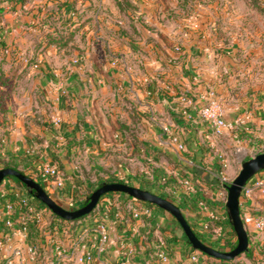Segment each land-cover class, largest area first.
I'll use <instances>...</instances> for the list:
<instances>
[{"label":"crops","instance_id":"crops-1","mask_svg":"<svg viewBox=\"0 0 264 264\" xmlns=\"http://www.w3.org/2000/svg\"><path fill=\"white\" fill-rule=\"evenodd\" d=\"M223 1L0 0V168L10 165L35 177L45 163L57 164L62 188L37 180L56 201L65 199L70 206L85 198L77 193L90 183L84 167L76 170L72 155L111 145L125 148L131 161L125 176L132 184L143 180L139 170L154 179V170L142 166L146 159L153 167L168 166L177 179L185 175L222 184L216 168L227 155L220 141L233 131L216 134L200 115L197 95L215 90L225 118L238 122L229 140L255 154L264 150V34L245 26L241 15L226 16ZM68 28L77 32L67 46L45 43L48 34ZM184 94L191 103L181 101ZM115 133L121 136L116 142L101 139ZM153 181L146 183L155 186ZM175 183L170 181L166 194L186 206L183 188ZM17 192L41 206L22 183L6 178L0 185V222ZM139 201L106 194L95 213L78 221L44 213L50 226L42 230L37 224L30 231V240L40 247L35 264H120L127 240L137 248L131 264H151L152 253L160 249L170 254L169 264H184L192 249L172 233L170 214ZM140 203L151 206V218H133L130 207ZM102 212L110 217L111 243L101 252L93 222ZM116 213L121 219L114 222ZM249 238L252 258H240L264 264V233L250 231ZM24 245L23 237L14 235L0 249V264ZM86 251L94 261L78 260ZM214 261L207 262L219 264Z\"/></svg>","mask_w":264,"mask_h":264},{"label":"rangeland","instance_id":"rangeland-1","mask_svg":"<svg viewBox=\"0 0 264 264\" xmlns=\"http://www.w3.org/2000/svg\"><path fill=\"white\" fill-rule=\"evenodd\" d=\"M243 1L244 0H224L223 2H227L226 4H228V6L223 8V13H225L226 16L228 15V17L241 15V19L244 22L243 24L245 26L249 27V25H251V30L262 32L264 34V0H247V2L249 1V6ZM262 5L263 7H259ZM187 9L184 10L185 13L187 12ZM233 132L231 134L227 133L226 138L223 139V141H220L222 148L226 152L227 161L226 163L222 162L220 166L216 168L219 173L226 175V177L228 178V182L223 187L221 186L222 184L220 183L219 179L218 182H207L205 180H200V182L194 181L196 187L194 196H190L184 190L183 192H180L182 196L181 198L186 202V206L182 205V202H180V200L178 202V199L174 198V195L172 193L166 194V192L170 191L169 184L171 180H174L176 182L175 184L180 187V189H182L180 180L183 179L185 175H183V177L180 176V178L177 179L173 171L168 166L163 165L166 167L162 169L161 167H153V165L148 164V159H146L142 162V166L143 168L154 170V179H148L147 177L149 176V174H147L144 170H139V173L142 172L144 178H142L143 180L141 181V183L132 184L130 177L125 176V171L128 166H131V161H127V159H125V148L121 149L117 145H111L107 149H95V153L93 154L82 151L79 152L78 158L75 157L76 155H72V159L76 163L74 165L77 166L76 170H79L80 172L85 171V178L87 181H90L88 187H86L85 189H79L77 197L79 198L85 196L84 199H86V196L90 192L96 190V188L100 187L99 184L102 182L111 183L122 181L123 183H127L129 185L137 186L149 191L151 190L179 205L187 220L192 225L193 229L196 231V233H198L200 238H203L206 241V244L210 246L212 245L217 249H219L220 247L224 248V246L225 248H227V242L229 240L235 242L231 225L226 220L211 219L205 211H214L217 214L221 213L223 216L227 214L225 212V209L222 208L223 206H226L228 197L227 186L230 185L231 182L240 173L243 163L256 155L255 150L251 151L243 147H239V145H236L233 140H229L233 137ZM101 139H104L108 143L110 141L116 142L115 139L120 140L121 136L115 133L111 136L106 135L104 137H101ZM80 166L84 167L83 171ZM158 169H160L161 171L158 172ZM163 178H165V181H163ZM152 180L157 181H153L155 182V186L146 183L147 181L152 182ZM208 185L214 186L209 187ZM197 192H199V194ZM64 200L57 198V201L60 205L72 210L80 208V206L78 205L83 201H79L78 205L70 206V203L67 204L68 201L66 202V200ZM112 200L116 203H119L120 201L117 196L111 195V201ZM201 203L204 204L207 209H202ZM96 209L95 211H93V213L96 212ZM168 214H170V217L172 218L171 220L174 223L172 233H177L176 237H180L178 234L181 232L178 229L179 224L176 218L171 213L168 212ZM239 258L235 259L234 264H250L249 260Z\"/></svg>","mask_w":264,"mask_h":264},{"label":"built area","instance_id":"built-area-1","mask_svg":"<svg viewBox=\"0 0 264 264\" xmlns=\"http://www.w3.org/2000/svg\"><path fill=\"white\" fill-rule=\"evenodd\" d=\"M197 99L200 101V115L205 122H207L216 134H221L225 131H233L236 128L237 121H228L225 118L224 106L222 99L215 90H208L197 95ZM181 101L185 104L191 103L189 95L184 94L181 97ZM186 113V108H183ZM59 122L60 120H56ZM180 150L185 149V145L179 141L177 137L172 139ZM35 178H41L46 181L52 182L58 188L64 186V180L60 167L55 163H45L40 170L35 174ZM220 179L223 185H226L228 178L224 174H220ZM183 190L188 194L196 192L194 180L191 176H184L180 180ZM17 200L15 202H8L5 205V218L0 222V249L6 248L8 242H11L14 235L19 234L25 241L24 247L15 248L11 256L6 258L7 264H15V259H18L20 264H35L40 256V247L34 244L30 240L31 228L37 224H40V228L44 230L46 226H50L47 217L45 219L44 213H49L48 209L40 203L38 206L33 199L26 193H16ZM40 201L39 199H37ZM139 200V199H136ZM140 200L139 202H141ZM41 202V201H40ZM202 209L207 207L202 204ZM131 213L133 218H141L152 216V208L149 205L135 204L131 207ZM241 218L244 225L250 233V231H257L264 233V170L258 172L253 176L247 184L243 187L242 195L240 198ZM227 210V207H226ZM211 219L215 220H228V213L226 215L217 214L214 211H205ZM120 214L114 215V222H117ZM94 224L100 235L101 245L99 250L102 252L107 245L111 243L110 235V217L108 212H102L101 215L95 218ZM57 230L55 227L54 231ZM134 233L137 228H134ZM58 256H63V249L58 247ZM122 254L124 256L120 264H131L132 256L135 254L137 248L132 240H127L122 246ZM153 262L151 264H169L171 261L170 254L165 249H160L152 253ZM95 257L92 252H83L78 260L80 262H92ZM208 256L202 254L198 250H192L190 255L184 264H208ZM56 264V263H53ZM257 264H262L257 262Z\"/></svg>","mask_w":264,"mask_h":264},{"label":"water","instance_id":"water-1","mask_svg":"<svg viewBox=\"0 0 264 264\" xmlns=\"http://www.w3.org/2000/svg\"><path fill=\"white\" fill-rule=\"evenodd\" d=\"M262 170H264V152L258 153L254 157L246 160L242 165L240 173L231 182V184L227 186V212L238 240L236 247L229 251H221L206 244L196 234L181 208L173 201L149 190L129 185L127 183H103L100 187L92 192L86 205L73 210L67 209L64 206L60 205L38 181L15 168L5 167L0 169V185L9 176L18 178L29 188L30 192L33 193L37 199L47 205V207L54 214L68 221L77 220L81 217L91 214V212H93L98 206L101 197L106 195L107 193H126L136 199L155 204L158 207L171 213L176 218L178 224L182 227L193 249L216 259L233 260L240 257L250 248L249 233L241 218L240 198L242 195V190L247 182Z\"/></svg>","mask_w":264,"mask_h":264},{"label":"trees","instance_id":"trees-1","mask_svg":"<svg viewBox=\"0 0 264 264\" xmlns=\"http://www.w3.org/2000/svg\"><path fill=\"white\" fill-rule=\"evenodd\" d=\"M259 7H263V5L262 6H259ZM58 8H60V7H58ZM49 11H51V10H49ZM50 17V16H49ZM55 31H58V29H55ZM76 32H77V30L76 29H70L69 30V28H68V30H64V32H62V33H60V34H58V35H56V36H53L52 34H48L47 36H45V43L47 44V45H49V44H52V43H56L57 45H59V46H67L70 42H72L73 40H74V36L76 35ZM261 152H264V150H262V151H260V152H258V153H261ZM257 153V154H258ZM5 167H11V168H14V167H12V166H10V165H5L3 168H5ZM16 169V168H15ZM18 170V169H17ZM21 172H23V171H21ZM24 173V172H23ZM25 174V173H24ZM27 176H29V177H31L30 175H28V174H26ZM7 178H14L15 180H17L18 182H20V183H22L18 178H16V177H14V176H9V177H7ZM32 178H34L36 181H38L37 180V178H35V177H32ZM165 178H163V181H165L164 180ZM211 181H213V180H211ZM42 186H43V184L40 182V181H38ZM117 182H122V181H117ZM103 183H105V182H102V183H100L99 184V186H101ZM123 183V182H122ZM23 184V186L24 187H26L28 190H29V188L24 184V183H22ZM222 186V185H221ZM220 186V187H221ZM97 189V188H96ZM30 191V190H29ZM151 191V190H150ZM93 192V191H92ZM92 192H90L87 196H86V199H83V201L78 205V206H80V207H82V206H84V205H86L87 203H88V199L90 198V196H91V194H92ZM151 192H153V191H151ZM111 193H113V192H111ZM116 193H122V192H116ZM153 193H155V192H153ZM123 194V193H122ZM126 196H128V197H130V198H134V197H132V196H130V195H128V194H126V193H124ZM156 194H158V193H156ZM32 195L35 197V195L32 193ZM159 195V194H158ZM162 196V195H161ZM103 197V196H102ZM101 197V198H102ZM36 198V197H35ZM149 204H152V203H150V202H148ZM41 204L42 205H44L47 209H48V212H49V214L52 216V217H54V218H59L61 221H63V222H65V221H67V220H65V219H63V218H61V217H59L58 215H56V214H54L48 207H47V205H45L43 202H41ZM155 205V204H154ZM156 207H158L157 205H155ZM179 206V205H178ZM180 207V206H179ZM97 208V207H96ZM95 208V209H96ZM158 208H160V207H158ZM95 211V210H94ZM93 212H91V214H92ZM91 214H89V215H91ZM85 217H87V216H84V217H81V218H79V219H77V220H73V221H78V220H81V219H83V218H85ZM228 223L231 225V228H232V230H233V233H234V238H235V242H232V240L230 241H228L227 242V248H225V246H224V248H222V247H220L219 248V250H221V251H229V250H232V249H234L235 247H236V245H237V242H238V240H237V235H236V232H235V230H234V227L232 226V224H231V221H230V219L228 218ZM178 229H179V231L181 232V233H179L178 235L181 237V238H183L188 244H189V246L191 247V249L192 250H195V249H193V247H192V245H191V243L189 242V240H188V238H187V236L185 235V233H184V231H183V229H182V227L179 225V227H178ZM195 231V230H194ZM196 232V231H195ZM197 235H198V233H196ZM199 236V235H198ZM204 242H206L203 238H201ZM212 246V245H211ZM213 247V246H212ZM215 248V247H214ZM252 252H253V246L252 245H250V248H249V250L247 251V252H245V253H243L241 256H243V255H245V256H247L248 258H252ZM202 253V252H201ZM202 254H204V253H202ZM204 255H206V254H204ZM208 256V255H207ZM240 256V257H241ZM208 258L209 259H214V260H216L219 264H234V261H235V259H233V260H222V259H216V258H213V257H211V256H208ZM239 258V257H238Z\"/></svg>","mask_w":264,"mask_h":264}]
</instances>
